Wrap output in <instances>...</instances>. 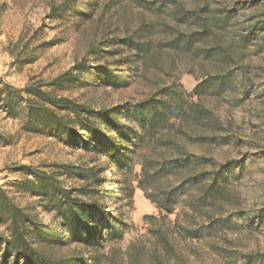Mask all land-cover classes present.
<instances>
[{
	"label": "rangeland",
	"instance_id": "374dc122",
	"mask_svg": "<svg viewBox=\"0 0 264 264\" xmlns=\"http://www.w3.org/2000/svg\"><path fill=\"white\" fill-rule=\"evenodd\" d=\"M151 1L0 0V187L46 232L41 238L26 225L33 247L52 261L264 264V0ZM178 5L190 21L176 20ZM203 21L207 32L195 41L192 34ZM179 35L185 41L177 47L172 43ZM67 72L71 76L56 83ZM30 85L95 112L135 104L164 88L204 107L211 122L172 127L171 133L189 153L211 162L158 186L219 171L226 194L208 210L223 221L200 239L185 238L173 223L179 217L188 226L193 219L180 207L166 215L139 186L142 161L150 153L145 148L121 169L102 150L84 145L91 142L86 132L71 142L43 126L28 130L23 98ZM64 166L79 168L86 178ZM35 171L124 223L122 238L104 240L101 247L71 240ZM5 229L0 223L4 237ZM5 251L0 238V264H26L6 258Z\"/></svg>",
	"mask_w": 264,
	"mask_h": 264
},
{
	"label": "trees",
	"instance_id": "16d2710c",
	"mask_svg": "<svg viewBox=\"0 0 264 264\" xmlns=\"http://www.w3.org/2000/svg\"><path fill=\"white\" fill-rule=\"evenodd\" d=\"M159 1L168 4L172 0H152L149 3L155 4ZM174 12L176 20L180 23L191 20L181 5L176 6ZM207 28L208 25L203 21L200 29L192 34L193 39L200 41ZM183 38L182 35L175 37L172 44L181 46L185 41ZM141 44H136L138 50ZM76 68L79 69V65ZM69 76L71 74L67 72L55 81L59 83ZM203 85H199L194 92L199 93ZM24 92L27 95L23 98L27 118L25 127L30 131H37L43 126L65 136L71 142L83 137L81 132H86L91 142L85 141L84 145L92 144L94 148L102 150L104 155L121 169L132 164L133 154L138 150L147 149L150 153L145 155L142 161L139 186L166 215L173 214L180 207L186 218L193 219L188 226H184L179 217L173 223L174 227L183 232L185 238L200 239L203 234L223 221L215 215H210L208 210L216 208L226 194L219 179V171L213 169L210 172L192 173L183 177L177 184L158 186L160 182L177 173L211 162L206 157L189 153L184 144L178 141L177 136L171 133L172 127L178 126L182 130L185 124L192 122H211L212 116L204 107L188 104L174 88L160 89L135 104L101 109L99 112L88 109L76 100L45 91L42 86L30 85ZM173 119L175 122H172ZM124 121L135 123L136 127H131ZM64 168L70 173L76 170V176L86 178L77 167ZM34 175L42 183L49 200L56 206L62 218V227L71 240L91 247H101L104 240L115 241L122 238L124 223L112 217L110 219L104 208L84 202L74 195L73 190L65 189L59 181L44 172L35 171ZM194 218H201L202 221L196 222ZM162 219H166V216H162ZM0 223L6 225L5 237L0 234L6 245V258L13 256L16 261L25 260L26 264H98L97 258L90 261L76 257L55 261L45 258L28 239L26 225L32 224L41 238H44L46 232L32 222L30 216L15 204L1 187ZM100 229L107 233L103 236ZM160 240L169 246L164 236H160ZM245 258L248 262L251 255Z\"/></svg>",
	"mask_w": 264,
	"mask_h": 264
}]
</instances>
